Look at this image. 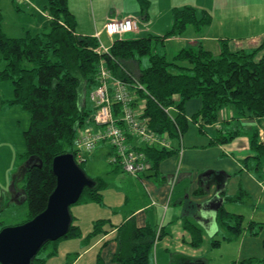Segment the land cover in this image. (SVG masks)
<instances>
[{"label":"trees","instance_id":"16d2710c","mask_svg":"<svg viewBox=\"0 0 264 264\" xmlns=\"http://www.w3.org/2000/svg\"><path fill=\"white\" fill-rule=\"evenodd\" d=\"M137 1L142 18L148 20L151 0ZM48 8V25L36 33L27 31L20 37L4 31V16L0 9V63H3L0 83L10 80L13 86V97L7 98L0 93V109L19 105L30 117L29 127L24 131L26 152L21 155L22 165L14 175L15 182L20 178L26 180L22 190L29 204L30 218L46 208L56 186L57 178L52 168L54 156L65 151L75 153L74 137L91 112L90 101L85 99L97 84L98 67L102 61L131 88L136 82L145 87L137 90V95L139 100H145L144 115L149 117V126L170 139L185 130L186 103L196 97L202 100L201 108L194 115L196 121L199 117L203 123L216 121L225 106L233 107L239 116L264 117V55L256 57L260 50H264V39L254 48L231 49L228 40L220 38L218 55L201 42L181 47L172 60L157 51L158 45H164L169 37L182 34L189 27L200 31L210 24L213 16L208 10L201 11L192 5L176 6L172 9V24L165 34L115 35L110 37L107 51H98L101 35L77 31V19L69 0H48ZM143 56H148V64L144 66ZM234 135L232 132L220 135L215 142H228ZM258 135L259 130H256L250 146L259 163H264V143L260 142ZM144 149L152 167L179 150L156 146ZM31 156L33 159L27 163ZM79 163L83 167L85 161ZM97 180L98 186L85 188L78 202L103 203L105 181L102 178ZM223 215L217 214V220H222V226L232 236L238 235L243 230V217L228 212ZM114 227L110 219H96L84 238L85 244ZM189 229L193 232V243L200 244V231L192 226ZM80 235L82 230L75 224L73 216L70 230L55 243ZM156 238L153 225L139 227L133 218L125 220L118 225V249L113 260L120 264H153L151 257ZM49 242L42 246L33 264L45 263L46 259L39 254ZM260 261L264 264V259ZM96 264H106L102 248L98 251Z\"/></svg>","mask_w":264,"mask_h":264},{"label":"crops","instance_id":"0c3cea01","mask_svg":"<svg viewBox=\"0 0 264 264\" xmlns=\"http://www.w3.org/2000/svg\"><path fill=\"white\" fill-rule=\"evenodd\" d=\"M151 2L154 3L153 0ZM178 2H175L176 5ZM175 3L164 8L166 14H163V20L162 12H155L153 8L150 9L148 20L142 18L139 3L135 8L136 13H114L108 17H136L137 29L133 33L136 37H141L147 32L144 26L148 27V24L154 25V29L160 28L157 30L161 32V22H165L169 29L172 24L171 8ZM138 18L141 19L140 22ZM157 18L161 27L157 26ZM188 29L189 33L192 29L196 31L193 27ZM202 31L191 34L186 31L185 36L175 35L172 38L176 37L181 47L201 42L210 49L209 43L205 42L209 40ZM79 32L92 35L99 32L102 42H105L102 38L103 24L96 23L92 30ZM107 37L110 45L111 38L108 34ZM85 100H90L89 93ZM201 106L202 100L199 97L187 101L185 130L178 137L171 139L173 147L179 150L176 149L164 157L156 166L152 167L151 162L150 168L138 176L113 166L112 172L115 176H119V172L128 176L114 183L105 181L101 204L106 207L105 212L98 210L100 204L94 201H84L75 212L72 210L75 224L80 226L82 235L70 238L60 250V253H66L71 251L70 248H74V257L68 264H82L81 260L86 254H90L94 260L101 248L106 264H120L113 260L118 249V225L129 218H133L139 227L146 224L155 227L157 238L152 250L153 264H262L260 260L264 259V163H259L260 160L254 156L250 140L256 130L264 128V117L239 116L233 107L225 106L219 111L216 121L203 123L201 117L198 121L194 119ZM230 132L235 134L233 139L225 143L215 142L220 135ZM259 133L261 134V131ZM260 134L259 140L264 143V137ZM103 146L106 155L109 148L106 144L101 148ZM216 195L218 199L223 198L222 204L215 211V222L219 227L214 235L209 237L200 221L210 226L213 217L200 216L199 209H209L206 204ZM83 207L89 209L91 219H83V216H86ZM226 212L243 217V230L236 236H232L222 226L221 219L217 220V214L225 216L223 214ZM102 217L110 219L115 227L108 233L95 236L91 243L86 245V234L92 230L93 222ZM189 226L200 231V244L193 243L194 236ZM163 239L164 249L160 253L157 248ZM105 241L107 243L103 245ZM246 259L251 261L245 262Z\"/></svg>","mask_w":264,"mask_h":264},{"label":"rangeland","instance_id":"374dc122","mask_svg":"<svg viewBox=\"0 0 264 264\" xmlns=\"http://www.w3.org/2000/svg\"><path fill=\"white\" fill-rule=\"evenodd\" d=\"M177 1H179L178 5L175 3ZM153 2H151L152 7L150 9L153 8L155 12L161 11L162 20L163 14H166L164 8L170 7L171 3H175L171 8V14L174 7L184 5L195 6L201 11L203 9L208 10L213 16L212 22L202 28V33L209 40L205 42L209 43L208 47L213 50L215 55H218L221 49L220 38H226L231 49L241 45L243 47L248 46V49L254 48L264 39V0H153ZM69 6L77 19V31H89L93 29L96 23L105 26L107 17L110 14L124 15L129 11H135L138 3L137 0H69ZM0 9L4 16V31L15 37L24 36L27 31L32 33L41 31L48 25L50 20L48 0H0ZM168 16L170 15L168 14ZM138 21L140 22L141 19L138 18ZM161 23L163 29L161 32L157 30L160 28L156 27L154 29V25L148 24V27L147 25L144 26L147 32L143 34H165L167 26H165V22ZM160 25L157 26L161 27ZM188 30H186L187 34L196 32L192 29L189 33ZM133 32L127 33L126 36L136 37L137 35ZM182 35L185 36L184 33L179 36ZM259 36L260 39H258ZM172 37H169L164 45L159 44L157 47V51L166 54L169 60L174 59L175 54L181 47L178 39ZM102 38L105 41L104 43H110L106 31H104ZM263 55L264 50H260L256 57L260 58ZM147 64L148 56H143L142 65ZM2 67L3 64L1 63L0 69ZM0 93L7 98L13 97V87L10 80L0 83ZM172 112L175 113L174 110ZM29 123V113L19 105L4 106L0 109V227L23 223L30 218L28 201L21 198L24 192L19 196V199L16 198L17 192L22 190L26 180L20 178L19 181H14V175L19 171L23 162L21 155L26 152L24 131L29 127ZM259 129L262 137H264V128ZM102 145L87 154L86 161L83 163L86 173L93 178H102L107 183L124 180V177L128 176L127 174L122 172L118 173L119 176L113 174V165L108 162L104 146L101 148ZM83 202L72 204L71 210L75 212ZM84 210L86 216H83V219H91L89 209L86 207ZM98 210L105 212L106 207L100 204ZM69 239L63 238L57 243H55V240L50 241L39 254L46 259L44 264L69 263L74 257V248H70L71 251L66 253H60L61 248ZM164 240L157 248L160 253L164 249ZM81 263L96 264L97 256L93 260L90 254H86Z\"/></svg>","mask_w":264,"mask_h":264},{"label":"built area","instance_id":"2783aa9c","mask_svg":"<svg viewBox=\"0 0 264 264\" xmlns=\"http://www.w3.org/2000/svg\"><path fill=\"white\" fill-rule=\"evenodd\" d=\"M104 29L110 37L122 36L137 29V19L132 15L108 17ZM108 49L100 42L97 50ZM96 80L97 84L89 91L91 112L73 140L76 159L86 161L87 154L106 144L108 162L138 176L151 166L144 148H172L171 139L150 128L149 117L144 115L145 100H139L137 95V90L145 88L140 82L131 88L104 61L98 67Z\"/></svg>","mask_w":264,"mask_h":264},{"label":"water","instance_id":"95a60500","mask_svg":"<svg viewBox=\"0 0 264 264\" xmlns=\"http://www.w3.org/2000/svg\"><path fill=\"white\" fill-rule=\"evenodd\" d=\"M32 159L33 156L28 158L27 163ZM52 168L57 182L46 208L23 223L5 225L0 229V264H33L45 243L61 238L70 230L73 221L71 206L78 202L85 188L98 186L97 178L86 173L73 151L55 155ZM216 197L206 204L215 211L223 202V198Z\"/></svg>","mask_w":264,"mask_h":264},{"label":"clouds","instance_id":"9594fccd","mask_svg":"<svg viewBox=\"0 0 264 264\" xmlns=\"http://www.w3.org/2000/svg\"><path fill=\"white\" fill-rule=\"evenodd\" d=\"M75 154V153H74ZM78 161V160H77ZM199 214L202 217H213V220L210 224V226L205 225L203 221H200L201 226L205 228V230L207 231V234L209 237L213 236L215 231L218 229L219 225L215 222V216H216V212L215 210L212 209H206L204 207H201L199 209Z\"/></svg>","mask_w":264,"mask_h":264},{"label":"flooded vegetation","instance_id":"af4514ba","mask_svg":"<svg viewBox=\"0 0 264 264\" xmlns=\"http://www.w3.org/2000/svg\"><path fill=\"white\" fill-rule=\"evenodd\" d=\"M22 193H23V190H19V191L17 192L16 196L19 197ZM23 195H24V193H23Z\"/></svg>","mask_w":264,"mask_h":264}]
</instances>
